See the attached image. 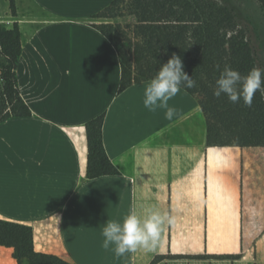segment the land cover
I'll list each match as a JSON object with an SVG mask.
<instances>
[{
	"label": "crops",
	"instance_id": "obj_1",
	"mask_svg": "<svg viewBox=\"0 0 264 264\" xmlns=\"http://www.w3.org/2000/svg\"><path fill=\"white\" fill-rule=\"evenodd\" d=\"M12 2L14 15L0 0V25L19 29L15 75L30 115L0 123V220L29 226L34 252L68 264H264L252 181L241 180L242 162L249 176L255 166L239 148L205 147L204 115L185 90L169 101L172 120L144 108L150 80L119 91L116 49L93 27L112 22L98 15L113 0ZM101 115L117 174L89 179L85 125ZM153 208L174 218L155 251L117 258L101 247L108 220ZM12 252L0 246V264H17Z\"/></svg>",
	"mask_w": 264,
	"mask_h": 264
},
{
	"label": "trees",
	"instance_id": "obj_2",
	"mask_svg": "<svg viewBox=\"0 0 264 264\" xmlns=\"http://www.w3.org/2000/svg\"><path fill=\"white\" fill-rule=\"evenodd\" d=\"M253 1L264 11V0ZM121 4L120 15L133 18L131 25L125 29L109 23L93 25L116 49L121 68L119 91L151 80L173 55L182 60L184 72L196 82L194 88L183 90L197 99L204 115L205 147L239 148L255 166V176H249L242 162L241 180L252 181L251 238H257L264 232V95L257 92L251 107L242 100L233 104L226 96L213 95L225 65L242 76L253 67L263 69L256 48V29L226 0H113L98 16L114 18ZM9 8L14 15L12 0ZM20 50L17 25H0V123L30 115L17 90L15 68ZM102 123L101 115L85 125V173L89 179L117 174L103 149ZM0 246L13 250L17 264H68L34 252L29 226L0 220ZM213 257L235 259L238 255ZM161 258L156 257L152 263Z\"/></svg>",
	"mask_w": 264,
	"mask_h": 264
},
{
	"label": "clouds",
	"instance_id": "obj_3",
	"mask_svg": "<svg viewBox=\"0 0 264 264\" xmlns=\"http://www.w3.org/2000/svg\"><path fill=\"white\" fill-rule=\"evenodd\" d=\"M217 70H220L219 65ZM195 86L196 82L184 72L182 60L173 55L146 84L143 106L152 113L164 110L165 119L172 120L179 115V110L170 106L169 101L183 89ZM257 92L264 95V69L253 67L246 76H242L230 65H225L220 71L213 89L216 98L226 96L233 104L242 100L248 107H251ZM173 223V217L155 208L146 210L143 216L130 213L122 223L108 220L101 233V247L107 251L112 246L111 250L117 258L138 249L155 251L164 226Z\"/></svg>",
	"mask_w": 264,
	"mask_h": 264
},
{
	"label": "rangeland",
	"instance_id": "obj_4",
	"mask_svg": "<svg viewBox=\"0 0 264 264\" xmlns=\"http://www.w3.org/2000/svg\"><path fill=\"white\" fill-rule=\"evenodd\" d=\"M231 6L235 7L239 14L247 21L249 24L256 29L257 43L256 48L258 52V58L260 64L264 69V11H262L258 5L253 0H226ZM119 11L115 12L116 16L114 18L108 19L112 21L109 24L119 25L122 29L126 26L131 25L133 18L129 16H121L120 12L123 11V4L120 5ZM1 10H4L1 8ZM120 15V16H118Z\"/></svg>",
	"mask_w": 264,
	"mask_h": 264
}]
</instances>
